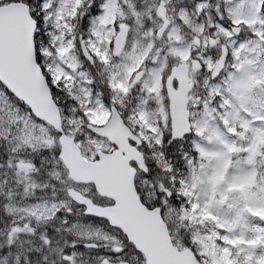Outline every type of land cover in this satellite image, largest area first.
<instances>
[{"label": "snow or ice", "instance_id": "snow-or-ice-1", "mask_svg": "<svg viewBox=\"0 0 264 264\" xmlns=\"http://www.w3.org/2000/svg\"><path fill=\"white\" fill-rule=\"evenodd\" d=\"M0 264H264V0H0Z\"/></svg>", "mask_w": 264, "mask_h": 264}]
</instances>
